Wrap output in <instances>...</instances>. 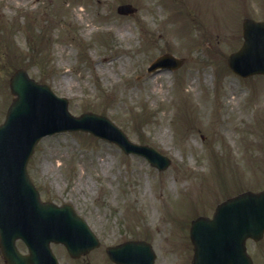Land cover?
I'll list each match as a JSON object with an SVG mask.
<instances>
[{
    "label": "rangeland",
    "instance_id": "374dc122",
    "mask_svg": "<svg viewBox=\"0 0 264 264\" xmlns=\"http://www.w3.org/2000/svg\"><path fill=\"white\" fill-rule=\"evenodd\" d=\"M13 2L0 0V122L12 99L9 76L22 65L66 96L73 114H105L171 159L158 170L79 130L42 137L27 163L40 196L70 203L100 240L77 258L52 244L58 264H100L106 245L133 235L152 244L155 264H190L191 218L264 186V75L242 78L226 64L241 43L242 18L263 19L264 0ZM122 2L136 11L118 14ZM164 52L183 58L180 66L147 71ZM147 198L160 201L153 219ZM246 245L254 264H264V235Z\"/></svg>",
    "mask_w": 264,
    "mask_h": 264
},
{
    "label": "water",
    "instance_id": "95a60500",
    "mask_svg": "<svg viewBox=\"0 0 264 264\" xmlns=\"http://www.w3.org/2000/svg\"><path fill=\"white\" fill-rule=\"evenodd\" d=\"M120 13H132L130 4L117 6ZM243 41L231 52L227 64L232 71L247 76L264 73V19L244 18ZM181 59L171 54L159 56L150 69L177 66ZM15 95L0 124V251L7 264H57L50 242H61L71 256L98 245L87 223L67 205L41 201L26 172V163L37 140L45 134L82 129L119 144L126 152L144 155L158 168L169 159L148 145L133 143L107 117L92 112L74 116L67 100L29 77L20 67L10 77ZM264 229V189L241 192L217 205L213 217L198 216L191 222L192 264H252L245 251L247 237L258 239ZM27 245L20 253L16 239ZM109 257L125 264H153L154 253L147 242L128 241L108 247ZM88 264V263H84Z\"/></svg>",
    "mask_w": 264,
    "mask_h": 264
},
{
    "label": "bare ground",
    "instance_id": "6f19581e",
    "mask_svg": "<svg viewBox=\"0 0 264 264\" xmlns=\"http://www.w3.org/2000/svg\"><path fill=\"white\" fill-rule=\"evenodd\" d=\"M4 2H5V4L8 3V4L14 5L13 0H4ZM210 78L212 79V76H210ZM228 82H229V84H227V86H229L231 88L232 82H230V81H228ZM231 91H233V90H231ZM225 94H226V90L224 91L223 97H225ZM231 98L234 99V96H231ZM262 98L264 99V95L262 96ZM207 104H209V102L206 103L205 105H203V108L206 107ZM244 114H245V117H248V110L247 109H245ZM228 125L231 126V123H229ZM222 127L226 129V132L229 135L228 129H227L228 127H225L223 124H222ZM167 132H168V128L166 125V128L163 129L162 133L166 134ZM159 204H160V201H156V200H153L150 198L145 199L146 210H147V213L149 214L150 218L153 219L156 216L157 207L159 206Z\"/></svg>",
    "mask_w": 264,
    "mask_h": 264
}]
</instances>
